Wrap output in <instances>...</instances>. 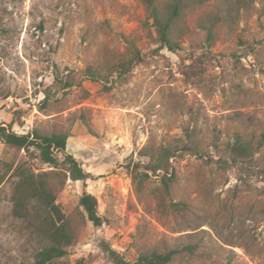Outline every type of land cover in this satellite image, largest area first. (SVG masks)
Listing matches in <instances>:
<instances>
[{
	"label": "rangeland",
	"instance_id": "1",
	"mask_svg": "<svg viewBox=\"0 0 264 264\" xmlns=\"http://www.w3.org/2000/svg\"><path fill=\"white\" fill-rule=\"evenodd\" d=\"M227 9L225 0L188 5L173 28L178 46L172 51L141 0H0V123L21 134L69 133L66 151L91 175L69 179L58 194L78 239L50 264H113L104 242L135 261L187 241L201 244L198 254L171 264H264L263 176L242 183L236 168L222 170L189 153L174 158L176 180L164 197L187 202L191 212L183 216L158 208V173L141 190L132 179L135 163L148 161L140 154L145 147L170 143L194 127L190 113L198 115L197 137L216 158L214 140L224 144L237 132L257 139L264 131V0L239 12ZM217 10L227 19L208 40L200 21ZM133 45L142 61L119 75L117 65ZM89 66L99 79L88 75ZM67 79L72 86L65 87ZM37 153L0 139V173L6 174L0 264H31L41 247L12 212L17 163L50 168ZM84 190L98 200L100 226L80 204Z\"/></svg>",
	"mask_w": 264,
	"mask_h": 264
},
{
	"label": "trees",
	"instance_id": "2",
	"mask_svg": "<svg viewBox=\"0 0 264 264\" xmlns=\"http://www.w3.org/2000/svg\"><path fill=\"white\" fill-rule=\"evenodd\" d=\"M148 11L152 25L155 27L158 39L164 47L175 51L178 43L172 37V31L176 21L181 17L184 9L191 4L204 3L205 0H141ZM257 0H225L228 4L227 14H230L233 7H237V12L247 9ZM226 14V16H227ZM222 13L210 11L208 19L201 20L200 26L207 31L208 40L214 39L216 26L226 20ZM131 56L121 60L117 68L119 75H125L142 61L140 50L132 46ZM88 75L94 79L100 78V73L93 67H87ZM70 79L65 81V87L72 86ZM7 96V94L3 95ZM0 100H2L0 93ZM191 119L194 127L185 128L182 137L174 139L167 144L157 147H145L140 154L148 158L146 163L138 161L132 170L133 183L137 184L139 190L143 188V183L149 178L150 173L161 176V187L158 189L159 200L158 208L162 212L178 213L188 215L191 207L187 202L171 200L169 203L164 196L171 194L172 185L176 180V171L172 167L171 160L183 157L185 154H194L200 158H205L209 165L215 164L217 168L227 170L229 168L238 169V179L246 182L247 176L264 177V131L256 139L247 137L240 132L234 135L233 139L224 144L213 141L215 154L208 153L197 137L198 115ZM82 120L90 130L91 127L86 121L85 115ZM70 134L67 132L42 133L34 130L29 133H18L9 129L4 123H0V139L17 149H25L28 152L33 147L38 151L37 155L43 163L50 168L47 170L35 171L32 165L22 160L15 166L14 176L16 180L12 193V212L13 215L22 223V227L31 239L36 238L41 247L35 253V260L31 264H50L62 258L68 253L69 247L77 242L78 234L75 224L65 215L56 203L59 192H61L69 179L73 181H85L91 177L77 160L68 153L67 140ZM63 154V159L59 157ZM208 155V157H207ZM206 157L208 159H206ZM6 174L0 173V185L4 181ZM239 186L234 189V194L239 192ZM264 192V190H263ZM80 204L87 213L89 220L96 226L103 224L104 219L99 213L97 198L87 190H84L80 197ZM227 204V203H226ZM228 205V204H227ZM230 205V203H229ZM234 210L238 207H233ZM109 260L113 264H171L177 257L195 256L198 254L201 244L187 241L174 246L166 251L152 250L139 255L135 261H131L120 254L109 244L103 243Z\"/></svg>",
	"mask_w": 264,
	"mask_h": 264
}]
</instances>
